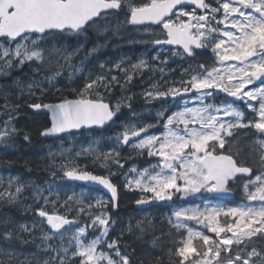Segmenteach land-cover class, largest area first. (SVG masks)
<instances>
[{
	"label": "snow or ice",
	"instance_id": "6c2138e0",
	"mask_svg": "<svg viewBox=\"0 0 264 264\" xmlns=\"http://www.w3.org/2000/svg\"><path fill=\"white\" fill-rule=\"evenodd\" d=\"M126 2L128 24L155 25L161 29L158 35L153 33V45L171 46L172 56L181 59L193 58L197 50L210 48L215 62L211 66L200 63L195 68L190 65L182 70L178 81H165L166 87L154 83L143 93L147 100L171 97L174 102L182 101L170 114L167 108L158 111L156 124L124 125L116 135V146L107 152L91 146L82 150L103 160L101 166L108 168L107 175H94L71 165L61 166L69 179L102 186L111 194L110 201L100 197L85 204L82 194L68 195L61 207L70 209L73 201L79 205L76 217L70 219L67 214L58 213L57 201L50 202L42 190L35 195L37 202L44 200L35 214L52 230L51 235L44 233L43 239L47 241L59 235L62 242L59 248L53 249L57 255L45 264H54L57 259L58 264H77V260L78 264H132L131 257L121 251L119 239H107L114 223L107 206L110 203L113 208L118 207V187L111 180L118 173L110 165L117 169L125 167L119 149L126 145L137 155L146 153L156 160L147 168L133 166L124 173V187L142 193L136 201L138 205L152 200L172 201L177 194L181 199L205 192L230 194L232 183L243 180L244 204L225 206L208 202L202 208L173 210L169 224L176 229L179 239L168 249L170 264H264V139L249 146L251 154L258 156L253 164L261 169L254 176L253 166L243 158V142L239 139L242 129L254 130L264 137V86L255 87L256 81L264 85V0H216V6L208 0H143L140 4L131 0H0V70L21 67L27 62L43 65L50 36L54 33L79 36L90 28L98 30V22L106 20L113 10L123 11ZM145 31L151 28L145 27ZM71 55L65 56V61ZM152 59L161 65L168 64V58L161 60L159 53ZM122 63L113 65L105 73L83 75L82 86L74 89L75 99L65 98L57 104H29L34 110L45 109L50 114V127L41 135L60 136L82 128L103 127L112 121L121 104L118 102L113 107L105 102L100 90L111 93L116 85L123 88L132 82L134 75L149 69V63L143 58L132 64L130 70ZM100 68L104 69L105 64L101 63ZM114 70L124 74L123 84L117 75L108 78ZM150 70H158L163 79L165 67ZM76 71L82 72V69ZM59 74L57 71L54 76ZM34 85L35 82L30 83L29 90ZM218 93L233 99L217 104ZM236 101L248 107L254 114L252 119L245 122V114L236 106ZM3 108L0 115H7L8 119L0 125V142L17 131L11 123V112L15 109L7 101ZM161 123L163 132L149 134L150 128ZM12 187L13 181H9L8 188L0 192V200L14 203L19 199L24 186L17 183L14 192ZM49 203L51 213L45 207ZM81 215L87 216L90 223L77 227L64 246L65 226L78 225ZM188 221L195 222L200 229L189 226ZM0 224L4 228L0 235L5 240L11 239V221ZM147 224L151 226V221ZM142 225L138 221L136 227L144 233L146 228ZM14 227L25 233L32 230L27 224ZM89 227L98 229L100 234L85 242ZM16 235L19 238L18 232ZM157 239L153 240L154 245ZM157 264H160L159 258Z\"/></svg>",
	"mask_w": 264,
	"mask_h": 264
},
{
	"label": "trees",
	"instance_id": "16d2710c",
	"mask_svg": "<svg viewBox=\"0 0 264 264\" xmlns=\"http://www.w3.org/2000/svg\"><path fill=\"white\" fill-rule=\"evenodd\" d=\"M131 2L140 4L143 0H131ZM130 32H132L131 28L126 25L123 28L121 24V27L118 28L111 25L107 30L101 26L98 30L90 28L88 32L79 36L69 33H54L50 36L52 38L48 42V47L52 48L53 43L65 39L75 46L84 43L85 47L78 49L79 55L97 48L95 49L97 51L94 52L96 55L90 61L88 72L94 74L105 73L118 60H126L137 50L138 42L133 40L135 37ZM130 39L133 43L129 42ZM99 62L105 64V71L101 68L97 69L100 66ZM127 68L131 69V66L128 65ZM57 71L60 74L54 76ZM114 72L120 77V81H124L123 73L115 70ZM111 75L113 74L111 73L108 76L109 79H111ZM53 76V79H48ZM22 78L24 80H21ZM28 78H38L41 85L35 83L33 88L29 90ZM140 81L139 73L134 75L131 87L137 88L136 85ZM82 84L81 75L71 79L58 61L45 62L43 65L37 62H27L21 67L0 70V100H6L15 109L13 111L15 119L13 118V120L18 127L17 132L9 138L12 142L5 146L8 149L5 150L4 147H0V192H4L8 188L9 181H13L11 189L13 192L17 183L24 186V190L16 202L9 203L7 199L0 200V222L11 221L9 227L13 231V237L8 240L0 235V264H45V261L52 257L51 252L49 250L44 251L42 247L44 233H52V231L46 222L41 223V218L35 214V209L44 205L42 198L38 202L35 199V195L41 190L42 195L48 197L50 202L57 201L56 208L59 214H67L73 218L77 215L78 204L73 201L70 202V209L61 207L67 200L68 195L80 196L82 194L86 204L89 200H93L96 192L102 193L98 188H88L82 184L66 181L61 166L71 165L104 176L108 174V168L101 169L103 160H97L95 154L83 153L81 146L68 147L67 145L54 144L53 142L56 139H43L41 130L48 126V116L34 113L28 108L29 103L33 101L41 103L57 102L65 98H71V96L74 97L72 95L75 94L76 96L74 89H79ZM114 89H112L113 92ZM36 90L42 93L38 92V96H35ZM119 92L122 96L125 95L124 90ZM103 94L105 100L108 101H113L115 97H118L117 93L105 92ZM27 98H30V100H27ZM142 105V97L137 95L136 100L130 106L124 107L121 112L124 113L123 115L127 114L129 116L132 112L139 111ZM122 114L118 116V121L124 118ZM25 135L29 137L27 140ZM89 139L91 142L96 141L98 143L96 149L99 152H107L110 148L116 146V137L112 133L96 130L94 133H90ZM239 139L243 142L245 154L243 158L247 164L253 166L255 175L261 169L253 164V160H258V156L251 154L249 146L255 143L257 137L248 132L241 133ZM256 147L258 151V145ZM119 150L121 160L126 164L121 169L124 173L127 172V168L131 164L137 163L139 167L146 165L141 162L147 157L146 153L143 156L137 155L131 147L126 149L120 147ZM78 152L82 154L77 155ZM110 167L112 171L117 169L115 165H110ZM111 179L118 187L119 196L118 207L113 208L109 203L106 209L111 220L114 221V226L111 225L107 238L111 240L116 233V228H120L121 235H117L115 238L119 239V247L123 252L131 257L132 264H157V258H159L160 264H170L168 249L173 247L174 240L179 239L176 229L169 224L170 207L164 204L153 205L149 208L150 215L141 214L139 210L133 207L136 197L139 196V191L126 189L124 187L125 180H122L118 174L112 176ZM243 199L244 196L241 191L237 192L234 201ZM29 206H31L30 211L28 210ZM45 207L50 213L52 212L51 203L45 205ZM98 210L93 209L94 212ZM149 220L151 226L147 224ZM138 221L143 222L142 226L146 228L144 233H141L140 229L136 227ZM87 223H90L89 218L81 215L79 224L75 226H85ZM19 224H27L32 229L31 232L25 233L18 227H14ZM130 225L132 227L131 231H129ZM88 229L86 238L89 240L96 234L99 236L98 229L91 227ZM3 231L4 228L0 224V233ZM17 232L19 238H17ZM64 233L67 235L72 233V230L65 228ZM155 238L159 239L156 240L154 245L153 240ZM54 241V239L51 240L52 243ZM29 255H32V257ZM54 264H58V259Z\"/></svg>",
	"mask_w": 264,
	"mask_h": 264
},
{
	"label": "rangeland",
	"instance_id": "374dc122",
	"mask_svg": "<svg viewBox=\"0 0 264 264\" xmlns=\"http://www.w3.org/2000/svg\"><path fill=\"white\" fill-rule=\"evenodd\" d=\"M216 1V0H215ZM127 3V2H126ZM213 6H216V4L215 5H213ZM116 15V16H115ZM125 20V15L124 14H122V15H119V14H111L109 17H107L106 18V20L105 19H102V20H100L98 23H99V25L101 26V27H103V28H108L109 26H111V25H113V27L114 28H118V27H121V24L123 23V21ZM149 33H150V31H145V29H141L140 30V32H139V35H140V40H143V41H146L147 39H148V35H149ZM52 37H49L48 38V41L51 39ZM69 46V42L67 41V40H65V39H62L60 42H55V43H53V47L52 48H49L48 47V44L46 45V48H47V51H46V53H45V56H46V59H45V62H51V61H53V60H58V62L60 63V65H63V66H66L67 65V61H65V59H64V57L65 56H68L70 53L73 55V53H75L78 49H80V48H83L85 45H84V43H80L79 45H77L76 44V46L75 45H73V46H71V47H68ZM72 55H71V57H72ZM96 54L95 53H92L91 54V58L93 59L94 58V56H95ZM141 58H143V59H146V55L145 54H143L142 56H141ZM70 62H71V59L69 60ZM80 60L79 59H77L76 61H75V63H78ZM44 62V63H45ZM137 63V62H136ZM76 74H79V72L78 71H74L73 72V74H72V77H74ZM21 80H24V78H22ZM27 81L29 82V84L30 83H33V82H35V83H37V84H40L41 85V82L38 80V78L37 79H33V78H28L27 79ZM261 86H264V85H255V87H261ZM147 89H142V92L144 93L145 91H146ZM139 92L141 91V89L140 90H138ZM6 102V100L4 101V103ZM182 102V101H181ZM180 102V103H181ZM8 103V102H7ZM221 103V102H220ZM239 107V106H238ZM148 109H150V108H148ZM175 110H177V108L175 107V106H173V108L170 110V111H175ZM158 111H156L155 113H157ZM253 114V113H252ZM149 115H152V114H149ZM254 115V114H253ZM6 120V119H5ZM152 123L153 124H156V120H152ZM127 123H123V125H126ZM148 124H151L150 122H149V120H148ZM16 126H17V124H16ZM154 128V131L151 133V134H160L161 132H163V126H162V123L161 124H159V125H157V129L155 130V128L156 127H153ZM244 130V129H243ZM257 134V136L259 137V139H264V137H261L258 133H256ZM9 142H12V140L11 139H6L5 141H4V149L6 150V149H8L7 147H5ZM154 161L156 162V160H155V158H154ZM116 168V167H115ZM101 169H104V167H101ZM106 169V168H105ZM113 172H117L118 173V175L120 176V178L122 179V180H124V173H120L119 172V169H118V171H117V169L116 170H113ZM126 173H128V171L126 172ZM129 175H134V174H129ZM127 192H128V190H127ZM141 195H142V193L139 191V198L141 197ZM150 195V194H149ZM201 195H202V193H198V194H196V195H194V196H189V197H192V198H199V197H201ZM177 196H179V194H177L176 195V197ZM100 197H102L104 200H108L107 199V197L103 194V193H101V192H96L95 193V196H94V198H93V200L95 199V198H100ZM154 201H156V200H154ZM157 203L158 202H170V201H156ZM205 203H208V202H205ZM204 203V204H205ZM204 204L201 206V208L204 206ZM214 204H217V203H214ZM218 204H220V203H218ZM223 205V204H222ZM226 206V205H225ZM228 206H231V205H228ZM234 206H237V205H234ZM176 209H180V208H176ZM99 211V210H98ZM97 211V212H98ZM173 213V212H172ZM172 213H171V215H170V217H172ZM146 215H150V212L149 213H147ZM174 219V218H173ZM186 223H188L189 224V226H191V227H193V228H196L197 230H199L200 229V226L199 225H196L195 224V222H192V221H188V222H186ZM112 225L114 226V223H112ZM78 227H85V226H78ZM112 227V226H111ZM111 227L109 228V230L111 229ZM77 228V227H76ZM76 228H72V229H70V230H72V233L76 230ZM87 230H89L88 228L86 229V232H87ZM67 232V231H66ZM121 230H120V228H116V233H115V235L114 236H112V239H116L115 238V236H117V235H121ZM49 235H51V233H48ZM70 234L71 233H68L67 235H66V233H64V239H63V244H64V246H67L68 245V240H69V236H70ZM98 235L96 234V235H94L93 237H92V239H95L96 237H97ZM52 239H54L55 241H54V243H52L51 242V240ZM91 239V240H92ZM108 239V238H107ZM89 239L88 238H86V241L85 242H87ZM42 241L44 242V244H42V247H43V249H44V251L45 250H49V252H51V254H52V257H54V256H56L57 254H56V252L55 251H53V249L54 248H59L60 247V245H61V239H60V236L59 235H56V236H53L51 239H49V240H47V241H45L44 239H43V237H42ZM120 245V244H119ZM103 247V250H105V251H107V247H106V245H103L102 246ZM121 249V248H120ZM121 251L123 252V250L121 249ZM124 253V252H123ZM124 254H126V253H124ZM34 255V254H33ZM29 256H31L32 257V255H29Z\"/></svg>",
	"mask_w": 264,
	"mask_h": 264
},
{
	"label": "flooded vegetation",
	"instance_id": "af4514ba",
	"mask_svg": "<svg viewBox=\"0 0 264 264\" xmlns=\"http://www.w3.org/2000/svg\"><path fill=\"white\" fill-rule=\"evenodd\" d=\"M147 43L149 46H153V44L150 41H148ZM157 47L158 48H154L153 50H151L150 54L153 53L154 55H157L159 53V55H161V56L172 55L171 51L169 50L170 48L164 47V46H157ZM206 57H208V51H205V52L197 51V55L193 58L181 59L180 57L176 56V57H174L175 59H173V61L170 63V66L172 68L178 67L179 73L181 74L182 70L185 68H188L190 65L195 68L200 63H205L206 65L214 64V62H215L214 57H212L210 59H207Z\"/></svg>",
	"mask_w": 264,
	"mask_h": 264
},
{
	"label": "water",
	"instance_id": "95a60500",
	"mask_svg": "<svg viewBox=\"0 0 264 264\" xmlns=\"http://www.w3.org/2000/svg\"><path fill=\"white\" fill-rule=\"evenodd\" d=\"M131 25V24H130ZM131 26H134V25H131ZM167 46V45H166ZM171 47V46H170ZM57 104V103H56ZM41 110H45V109H41ZM47 111V110H46ZM109 123V122H108ZM105 126V125H104ZM103 126V127H104ZM92 127H95V128H98V129H101L103 127H97V126H92ZM92 173V172H91ZM94 174V173H92ZM95 175V174H94ZM67 180L69 181H73V182H78V183H82V184H85L87 186H92V187H100L103 189V191L111 198V194L106 190L104 189L102 186L100 185H97V184H94L93 182H85V181H78V180H72V179H69L68 177H66ZM216 196H219V197H231L233 196V193L231 192L230 194H215ZM118 200V199H117ZM149 205V203L147 204H140L138 205L137 203L135 204V207L137 208H140V207H147Z\"/></svg>",
	"mask_w": 264,
	"mask_h": 264
},
{
	"label": "bare ground",
	"instance_id": "6f19581e",
	"mask_svg": "<svg viewBox=\"0 0 264 264\" xmlns=\"http://www.w3.org/2000/svg\"><path fill=\"white\" fill-rule=\"evenodd\" d=\"M38 178V177H37ZM16 239V238H15Z\"/></svg>",
	"mask_w": 264,
	"mask_h": 264
}]
</instances>
